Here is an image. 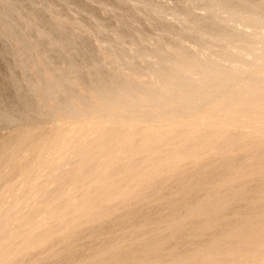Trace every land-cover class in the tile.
Returning a JSON list of instances; mask_svg holds the SVG:
<instances>
[{"label":"bare ground","instance_id":"obj_1","mask_svg":"<svg viewBox=\"0 0 264 264\" xmlns=\"http://www.w3.org/2000/svg\"><path fill=\"white\" fill-rule=\"evenodd\" d=\"M18 1H20V0H18ZM145 1H147V0H145ZM2 2L5 4L8 3V1H4V0H2ZM9 2H11V1H9ZM150 2L151 1L149 0V4H150ZM152 5L150 7H152ZM2 6H3V4H2ZM147 7H149V6H147ZM206 7L208 8V10L210 12L209 13L210 18L208 20H210L211 23H208L206 20H204L203 19L204 17L202 18L203 20H200L197 18L195 19L194 16H192V15H188L183 19L185 23H188V27L192 28V30H194L197 33L196 42H194V43L200 49L196 50V52H194V53L192 52L193 54H190L184 47H182L184 45H181V46L179 45L180 47L177 50H175L176 48L175 49L173 48L172 51H169V49L168 50L165 49V47L161 44H160V46H162L164 48L158 47V44H159L158 42H157L156 48L152 49L151 51L149 50L150 51L149 53L143 52V53L139 54L137 59H136V62H132L131 59H129L130 57H127L126 49H125L126 53L124 51H112L111 53L109 52V54L107 53V55H106V52H105L106 57L105 56H103V57H105L106 59H104V60L105 61L107 60L106 62H108L110 64V71L108 72V70H106V73H109V74H106L104 71L102 73H105V75L108 77H105L104 74H103L104 75L103 76L101 73L102 69H104L106 67H107V69L109 68L106 64H105L106 66L104 65L105 67L102 68L103 67L102 65H98L99 63H96L97 64L96 68L94 65V68L96 70L95 73H94V70H93V73H91V72L85 73L84 71L87 70L88 68L83 71L82 70L83 67H81V68L78 67L81 65L75 66V63L72 64L73 66L69 65L68 67L71 66L68 70L69 75L71 74L75 77H77V76L82 77L81 75L85 76L84 74H87L88 76H90L89 78L91 81L89 79H87V80L91 82V85L88 84L89 85L88 87H86L87 85L85 87H84V85H83V87H81L82 83H78L77 81H75L76 79L73 80L72 77L64 74L62 72V70L56 69L54 67L55 65H53L54 63L53 64L50 63L51 60L49 62L44 61L40 65V67H34L33 68V66H32L31 68H29L30 70L33 68L32 69L33 72H42V74L44 75V77L42 76V78L44 79V80L42 79V81H43L42 83L40 82V83H38V85L34 86L30 82V84H32V86H34V88H32V89H34V92L37 93L39 100L41 102V103L37 102V103L41 104V107H38L34 103H33L34 104L33 106H37L38 108H41L38 112H40L41 114H44L43 116H45V115L50 116V118H52L56 122L57 126L55 125L56 128L53 130V132L51 131L52 134H51V132L49 134L48 133L49 131L46 132V133H48L49 139L47 136H44V134H43L44 132L42 130L41 131L43 133H41L40 130H39L40 131L39 133L36 131L39 138H40L39 134L41 133L44 137H46L48 139V140L46 139L44 141H41L40 140L41 138L38 139V140H40L41 143H39L36 140L37 139V136H35L36 132H34L35 134L32 132H29L30 130L26 131V132H22L23 131L22 129H24V128L21 129L22 130L21 132L20 131L17 132L16 130H14L11 134L9 133V136L6 137V139L0 141V172L3 171V174H1L2 172L0 173L1 174L0 175V193L8 190L7 187H10V185H9L10 180H14L13 176L20 174L21 176L20 175H18V176H20L21 179H22V176L24 177V179H22V180L28 181L36 173V170H35L36 167L38 170H39V168L41 170L43 168L42 166L44 165V164L42 165L43 161L48 160V159L46 160V158H49V156L51 155L50 153H52V147L55 146V144L53 146V143H56L57 139L61 140L60 138H63L62 141L65 143L67 141L66 145L69 146L68 145V139L69 138L73 139V137H75V136H73V135H76V134H74V132H76L75 130L80 129L83 132V130L87 129V130H89L87 133L91 132L92 135H94L93 138H92V136L90 138V140L92 139V141L88 142L89 146H86V148L88 147V150H87L88 153H86V155H79L78 156L79 152L83 153L85 151L84 150L81 152L80 151L81 148H78L79 152H77L78 150H76L75 153L76 154L78 153V154L76 156H74V158H77V160H79V162L81 161L80 163L78 162V164H81V163H83L82 161H84V162L86 161V158L88 156H90V155H93V156L90 159L91 161L88 160L90 158V157H88L87 160L89 162L87 161L88 162L87 164L84 163L83 164L84 167L81 166L82 167L81 171H80V169L79 170L74 169V170L80 171L81 174L85 173L86 176H89L87 174L90 173V175H91V170L95 169V171H96V167L98 166L97 168H99V165H100L99 169H101V167H102L103 168L102 171L104 173H106L104 171V168H108V167L112 168V167H110V166H113L112 163L113 162L116 163L115 161H118V162H120V164L123 165L121 167V168H123L122 169L123 173L121 172V174H122L121 176L119 174L114 179H112V180L110 179L111 181L108 184H101L100 183V178H102V177L100 174H98V172H97V174L100 175V177L99 176L93 177L94 173H92L91 177L94 178L93 181H95V184H97V186L99 185L98 188L95 189V191L92 190L93 192H91L90 190H86L85 187L83 188L80 185L81 183H79L78 180L77 181L79 184L75 180L76 185H74V188H78L81 186L82 189H84V191H87V192L90 191V192L88 194L86 192V195L82 196L83 198H79L78 202H76V203L73 202L74 204L73 203L66 204L67 201L61 202L62 206L64 204L69 205L68 207H66V209L70 208L69 210H70V214H72V216L77 215V213H78V214H81L82 217L84 218L85 216H88V214H90V212H92L94 208L95 209H96V207L99 208V206H100L99 204H105V203L108 204L110 202L112 204L113 201H117L119 203H122L125 208L129 209V207H130L132 210L131 206L135 205V204L137 206V204L139 202H143L142 204L146 205V203H144V202H146V200L148 201L147 196L150 194L152 197L153 196L155 197V194H157V192H155L156 191L155 189L157 188V186L158 187L160 186L159 187V193H158L159 195L158 196L156 195V198H155L157 200L155 202L161 201V202H159V204L162 203L161 204L162 206L160 205L159 209H160V207H163V211L165 210L166 213L169 211L175 213L174 215L172 213V216H173L172 218H174V220L180 219V217H185V218L188 217L190 219V221L187 220V221H189L188 223H191V225H194L196 228L198 227L197 228L199 230L198 232L194 231L195 228L194 229L192 228L194 226H190L191 228L190 227H188V228L182 227L183 224H185L186 222L182 223V221L179 220L182 223V225L180 224V222H178L177 224L176 223L175 224H169L170 226L173 225V226H171L172 227L171 232H175V235H173V236L169 235V234H171V232H170L168 234V236H169V238H170V236H172V238L169 240L167 239L168 240L167 243H162V240L163 241L166 240L167 235H165V234H167L169 231H167V233H165L166 231L164 232V236H166V237L161 239V243H160V241H158V242L155 241L153 244L146 245L149 243L146 241L147 243L144 242L146 246H144V244L141 245L142 243L140 242L141 240L139 241L138 238H140V237H138V236H137L138 240L135 241L136 240V238H135V240H134L135 242L133 245V243H132V239H133L132 236L133 235L128 236L129 240L131 237L132 249L127 251L128 249L126 248V250L124 249L125 252H124V250H122L121 246H119V247L116 246V249H115L113 247V245H111V244L110 245L108 244V246H111L112 249H107L106 248V247H108L106 244L107 241L106 242L104 241L106 236H103V234H102L101 236H103V238L105 237L104 240H102V238L99 235L96 237V236H93L91 234L95 238L100 237L99 239L104 241L103 244L104 243L106 244L105 245L106 247H104V246H102L104 248L101 247L102 249H106L105 252H103V253L100 251L102 249L99 248L100 250L97 251L96 249L98 247L96 249L93 248L95 251L98 252V255L96 253L95 257L92 256V258L97 257L96 259H94L97 261V264H117V263H120V260L123 259L124 256L125 257L128 256L130 259V262H128L129 261L128 258H127L128 259L127 262H126L127 259L126 260L124 259L125 262H124V260H121L122 263L124 262V264H169L168 262H170V264H264V0H207ZM162 11L164 12V10H162ZM160 14H161V12H160ZM176 16H178V15H176ZM37 21L38 20H36V22ZM57 21H58V19H57ZM36 22H32V23H36ZM39 22L41 23L42 20ZM236 22L242 23V25H244L245 27L251 28L252 33L251 34L246 33V34H248V35H246V34H243V32L241 30L232 29L231 24H234ZM32 23H29V26H31ZM24 24H26V23H24ZM59 24H57V25H59ZM39 25L41 26V24H38V26ZM42 25H43V23H42ZM50 25L52 26V24H50ZM45 26H44V28H45ZM35 27L39 28L37 26H35ZM50 27H49V29H51ZM52 27H54V25ZM58 28H60V27L58 26ZM61 28L64 29L62 26H61ZM61 28H60V32L62 31ZM40 29H43V27ZM47 29L48 28H45L44 32H42L43 30L40 31L38 29L39 33L37 31V34L39 36L38 35L37 36H38L39 40H42L41 38H46L49 41L48 43L50 44L48 46H51V48L49 47L50 49L56 48V49L61 50L62 52L65 51V49H66V52L70 51V50H68L69 48H67V46L69 45V42L68 41L66 42V39L68 38V36L65 33L64 34L67 36V38L65 35L64 36L62 35L63 34L62 32H61L62 34L59 32L60 33L59 35L60 36L62 35L63 37L66 38V39L62 38V40H65L64 42L66 44H64V42L62 40L61 41L63 43H60L61 37L59 35H58L60 38L59 41L58 40H57L58 42L53 41L54 38H52L51 35L50 36L47 35V32L49 31ZM52 29H54V28H52ZM31 30H33V27ZM45 30H47L46 33H45ZM54 30H52V32ZM165 30H167V32L172 30V32H174L172 27H171V29L166 28ZM65 31L66 30H64V32ZM172 32H170V33H172ZM163 34L165 35V33H163ZM172 34H174V33H172ZM182 34H184V33H181V35ZM73 36H76V35H73ZM50 37L52 38V40L50 39ZM161 37H160V42L162 41L161 39L163 37L168 38L167 36H163L162 38ZM173 37H174V35H173ZM176 37H174V38L176 39ZM141 39H142V37L140 36V40H137V41H140L139 43H141L142 40H147V39H142V40ZM24 40H25V38H24ZM176 40H178V38ZM179 40L177 43L181 42V41L179 42ZM213 43H218L221 46V49L219 51H217V53L216 52L214 53L215 54L214 57L206 56V54L203 52V50L208 48V46H210V44H213ZM70 44H71V41H70ZM65 45H66V47H65ZM141 45H140V47H141ZM177 46H178V44H177ZM114 48H116V47H114ZM143 49H144V47L142 48V50ZM173 50H175V51H173ZM146 51H147V49H146ZM31 52H30V56L34 51L32 53ZM58 52L59 51H57V53ZM138 52H139V50H138ZM63 53H65V52H63ZM25 55H28V52ZM34 55L32 57H35ZM65 55H66V53H65ZM71 55H73V53ZM73 56H75V54ZM128 56H130L129 53H128ZM66 57L68 58V55H66ZM43 58L46 59L47 57L45 56ZM63 58H64V56H63ZM48 59L49 58H47L46 60H48ZM152 59H155V61L153 60V62H152ZM25 60H28L30 62L31 60L33 61L34 59L32 58L29 60L26 57ZM65 60L67 61L68 59H65ZM29 62H27V63H29ZM50 64L53 65L54 68L50 67L51 66ZM70 64H71V62H70ZM77 64H79V63H77ZM25 66L27 67V65H25ZM57 68H59V67H57ZM65 68H66V66H65ZM91 70L92 69H90L88 71H91ZM80 77H79V80H81V81L84 80V78H86V77H84V78L82 77L83 79L82 78L80 79ZM30 84L28 83V85H30ZM79 84H80V86H79ZM30 90H31V88H30ZM31 91L33 92V90H31ZM26 101H28V100H26ZM38 108H36V109H38ZM2 115L3 116L0 115V125H2V123L6 121L4 114H2ZM7 119L9 120L8 121L9 123L7 124V121H6L5 125L6 124L11 125V124L15 123V121L13 119H9L8 117H7ZM70 123L71 124L74 123L75 125L78 126L77 129L76 128L71 129V130H74V132L71 131L70 128L64 129V126H66V125L71 126ZM74 124L72 125V128L77 127V126H74ZM35 125L33 127H35V129H36L37 127ZM42 128H43V126H42ZM50 128H51V126H50ZM30 129H32V128H30ZM52 129L53 128H51V130ZM18 130H20V129H18ZM44 130H46V128ZM79 131H77V132H79ZM84 133H86V132H84ZM51 135H52V137H51ZM76 137H78V136H76ZM82 137H81V139H82ZM64 138H68V139L66 141H64ZM81 139L79 138V139H77V141L81 140ZM73 141H71V142H73ZM78 142H80V141H78ZM65 143H63V144L65 145ZM56 144H58V143H56ZM82 145H84V144H82ZM85 145H88V144H85ZM62 146H60V147L58 146L57 148L60 149V148H62ZM74 148H76V147H74ZM84 148L85 147L82 146V149H84ZM37 149H39L38 152L36 151ZM68 149H70V148L68 147ZM56 150H58V149H56ZM34 151L39 153V155H37V156L35 155L36 159L34 158V155L31 156L34 159H33V161L31 160V162H28V161H30V158H31V157L30 158H28V157L31 154H34L33 153ZM60 151L62 152V149H60ZM65 151L64 152L67 153L69 150H67V148H66ZM74 151H75V149H74ZM53 153L58 154V151L57 152L53 151ZM138 154H140L141 158H139L138 160H135V158L137 157ZM52 155H55V154H52ZM69 155H71V154H69ZM140 156H138V157H140ZM25 157H27L29 160H27V158L25 159ZM57 157L53 158V160H51V158H49V159L51 161H54V160H57ZM67 157H68V155H67ZM59 158H63V157H59ZM70 158H69V160L71 161L72 159H70ZM66 161H68V160H66ZM74 161H75V159H74ZM74 161L72 163H74ZM55 162H54V164H55ZM57 162H58V160H57ZM48 163H49V161H47V163L45 162L46 170L43 171V169H42L41 170L42 172L38 171V174H40V173L43 174V172L44 173L47 172V174H49V175L45 176L47 178L46 182H51L50 178H52V181L56 182V180L58 181V178L60 179L59 176H60L62 170L61 169L59 170V172L61 171L59 175H57V173H56L58 178L55 175L53 176L54 177V180H53V177H51L50 173H49V171H51V170H50V168H47V167L53 168V165L47 166ZM49 164H51V163H49ZM62 165L60 164V167ZM118 165H119V163H118ZM57 166L59 169V165H57ZM68 166H69V164H68ZM74 166L72 165V167H74ZM78 166H80V165H78ZM76 167H74V168H76ZM81 167H79V168H81ZM64 168L66 169V167H64ZM47 169H49V170L47 171ZM55 169H57L56 165H55L54 170ZM99 169H97V170H99ZM54 170L52 169V173H51L52 175H53ZM74 170H73V172L75 173ZM65 171L62 173L63 176H64ZM174 171H181V173H179L181 175L178 176L179 174H177ZM68 172H70V171H68ZM73 172H70L71 173L70 176L72 175ZM171 172H173V173H171ZM80 173H79V176H80ZM95 174H94V176H95ZM107 174H109V176L113 175V174L110 175L111 173H107ZM43 175H46V174H43ZM43 175H38V176H40L42 178V177H44ZM77 175H78V172H77L76 176ZM63 176H61V177H63ZM76 176L74 175V179H76L75 178ZM104 176L106 177L107 175L104 174ZM83 177H81V178L84 179L85 177L84 178ZM91 177L90 178L86 177L85 181L88 178L91 179ZM194 177L198 178L196 180L198 182L195 184V187L192 188V185H191L192 181H190V180L193 179ZM15 178H17V177H15ZM64 178H66V176ZM64 178H62V180H60V181H63V183L61 182L62 184H64V181H65ZM67 178H66V180L69 181V179H67ZM108 178H110V177H108ZM35 179H38L37 176L34 177V180H32V179L31 180L37 182L38 180H35ZM48 179L50 181H48ZM16 180H18V182H19V179H16ZM40 180H41V182L43 181V179H39V182H37L38 184L40 183ZM85 181H83V182H85ZM256 181L257 182L260 181V184L257 185L255 183ZM21 182H19V183H21ZM190 182H191V184H190ZM23 183L25 184V182H23ZM29 183H26V185ZM61 183L60 182L57 183V189L59 188L58 186ZM67 183H71V182H67ZM73 183L74 182L72 181V184ZM90 183L91 182H89V184ZM105 183H106V181H105ZM172 183H174L176 185L177 190L175 188L174 189L177 191V193L174 194L175 197L172 196V198H175V199L166 201L165 198L167 197V195L173 194L174 189L172 191H169V188L171 190V185H169V184H172ZM32 184H33V182H32ZM38 184L35 183L34 185H38ZM53 184H55V183H53ZM65 184H66V181H65ZM95 184H93V185H95ZM14 185H15V183H14ZM47 185L49 186L48 183L44 186H47ZM85 186H86V184H85ZM16 187H18V186H16ZM29 187L30 186H28V188ZM35 187H37V186H35ZM38 187H39V185H38ZM41 187H42V184H41ZM41 187L38 189L40 190ZM49 187L52 189V191H51V189L49 191H51L53 194L59 196L60 193L58 194V192H56V193L53 192L52 184ZM54 187L56 189V184L54 185ZM63 187L65 189L62 187H60L62 189L59 188L61 192H62V190L66 191L69 189V188L65 187V185H63ZM68 187H70V185H68ZM90 187H91V185L89 186V188ZM46 188L49 189L48 187H46ZM46 188H43V189H46ZM74 188L71 187L70 189L72 190ZM86 188L88 189V186H86ZM21 189L23 190V188H21ZM78 189L80 190V188H78ZM13 190H14V188H13ZM15 190H14V192L17 191L16 194L15 193L13 195L11 193L10 194L12 196L16 195L15 197L17 198L19 196V195L17 196V193L19 191H18V189L16 191ZM71 190H69V191L71 192ZM32 191H33V189H32ZM64 191H63L62 195H63V198H66V196L69 192L66 191V193H67L66 194ZM76 191L77 190H75L74 192H76ZM167 191L169 192V194L167 193ZM9 192H11V190ZM20 192H22V191L20 190ZM28 192H30V189L28 190ZM36 192H37V190H36ZM39 192H43V191H39ZM77 192H79V191H77ZM24 193H25V190H24ZM43 193L45 194V192H43ZM52 193H50V194H52ZM4 194H5L4 198L9 195V194L6 195V193H4ZM26 194H28V193H26ZM32 194L33 193L31 192V194H29V195H32ZM37 194L39 195V193H37ZM50 194H49V197H50ZM53 194L51 195L52 198L50 197V199L52 200L51 202H53L54 197H56L55 195L53 196ZM188 194L189 195L190 194H203V196L205 195L206 199L202 196V200L205 199L203 201V203L201 204V202H200V205H198L199 202H198V204L196 203L197 207L195 206L194 209H193V207H192V209L190 208L191 210H187L186 214L184 213L185 216H183V212H182L183 209L181 208L182 211H181V213H179L176 205H177V202L179 203L181 201H184L185 200V199H183L184 196L186 197V196H188ZM45 195L42 194V196H45ZM62 195H60V196L62 197ZM71 195H72V193H71ZM79 195H81V193H79ZM74 196L72 195V197H74ZM32 197H35L34 194ZM32 197L31 198H30V196H29V198L27 197L29 200H26V201L30 202V200H33ZM39 197H41V196L39 195ZM59 197H58V200L61 199V197H60V199H59ZM72 197H70V198H72ZM168 197L170 198V196H168ZM168 197H167V199H168ZM1 198H3V197H1ZM190 198L191 197H189V199ZM248 198H256L258 200V202L255 203L253 206H250V203H249V206H250V210L252 212L253 211L255 212L256 210H260V212H261V214L259 212L260 216L256 217V219H253V220L249 219L250 222H248V218H251V217L247 216V219H245V221L247 220L248 224H246V222H244V218H243L244 215H240V214L236 215L237 216V218H236L237 220L235 219L236 222H233L231 219L226 220L228 218H226V219L223 218L224 217L222 215L224 212L223 209L227 208L229 206L230 202L231 203L232 202L234 203V201L240 202V200H245V199L247 200ZM5 199H2V201ZM13 199H15V198H13ZM45 199L47 200V197ZM73 199H71V200H73ZM197 199H199V198H197ZM200 199H201V197H200ZM6 200H9V198ZM34 200H36V199H34ZM63 200H67V198L63 199ZM246 200L244 203H246ZM12 201L14 202L16 200H12ZM37 201L36 202L34 201L33 203L37 204ZM40 201H38V202H40ZM153 201H154V199H153ZM153 201L148 202V203L152 204ZM186 201H187V199H186ZM5 202H6L5 204H7V201H5ZM9 202H11V199ZM28 202H26V204L29 205ZM252 202H254V201H252ZM252 202H251V205H252ZM17 203H14V204L16 205ZM30 203H32V202H30ZM190 203H191V201H190ZM190 203H189L190 206H192L194 204L193 203L191 205ZM11 204L12 203H10V205ZM14 204H13V206H14ZM18 204H21V203H18ZM36 204H34V205L36 206ZM39 204L40 203H38L37 205H39ZM45 204H44V207L46 206ZM41 205H42V202H41ZM189 205H187V206L189 207ZM233 205H235V203ZM13 206H12V208H13ZM29 206H30V211L32 209H34V207H32V205H29ZM47 206H48V204H47ZM62 206H60V207H62ZM3 207H4V205L2 206V208ZM7 207H9V206H7ZM15 207H17V206H15ZM15 207H14V209H15ZM22 207H24V206H22ZM22 207H19V208H22ZM26 207H28V206H26ZM44 207L42 210H44ZM58 207H59V205H58ZM58 207L56 209H58V211H59ZM115 207H113V208H115ZM117 207H116V210L120 206L118 208ZM124 207H123V209H125ZM133 207L136 208L135 206H133ZM39 208L40 207H38L37 209H39ZM134 208H133V210H135ZM28 209H29V207H28ZM35 209H36V207H35ZM61 209L63 210V208H61ZM66 209L63 211L64 213H65ZM95 209H94V211H95ZM99 209L97 211L100 212L102 208L100 210ZM139 209H141V207ZM143 209H145V208L143 207ZM2 210H0V211H2ZM21 210H20V212H21ZM24 210H25V208H24ZM51 210H50V212H52V213L55 212L54 211L55 209L52 211ZM102 210L106 211V209H104V208ZM176 210L178 211V213L175 212ZM227 210H229V209L227 208ZM227 210H226V213L230 212ZM242 210H244V208ZM3 211H5V210H3ZM33 211L31 212V215L30 214L25 215L26 212L24 213V211L22 213H24V215L28 216V218H29L30 216H32ZM38 211H36V215L38 214L37 213ZM132 211H130V212H132ZM233 211H235V210L233 209ZM233 211H231V212L233 213ZM236 211L240 212V210H237V209H236ZM12 212L13 211L11 210L10 215L12 214ZM16 212H18V211H16ZM50 212L46 211L44 214L41 213V215L40 214L39 215L42 217L41 219H43V218L45 219V218H48L47 216L49 214L50 215L52 214ZM60 212H61V210H60ZM119 212H120V209H119ZM136 212L138 213L139 211H136ZM7 213H8V210H7L6 214ZM106 213H108V211H106ZM115 213H114V215H115ZM152 213H150V214H152ZM232 213H228V214H232ZM253 213L249 214V216H251ZM19 214H20V216L23 217V215H21V213H19ZM19 214L17 213V215H15V213H14L15 216H18ZM92 214H93V212L91 213V215ZM98 214H100V213H98ZM103 214H105V212ZM134 214H136V213L134 212ZM160 214H162V213H160ZM224 214H225V212H224ZM255 214H258V213L255 212ZM1 215H3V214L0 213V216ZM4 215H3V218H4ZM94 215H96V213H94ZM128 215L130 217V214H128ZM169 215H171V214H169ZM5 216L8 217V215H5ZM11 216L13 217V214ZM25 216H24V218H25ZM38 216H37V218L35 217L36 219L35 218H33V219L39 220ZM56 216H54V217L56 218ZM116 216H118V214ZM140 216H141L143 221H141V218H140V220H139L140 223L137 226L135 225L136 222L133 225L131 224V226H129L130 225L129 224L127 226L128 231H124L125 229L123 230L121 228L124 231V233L127 232V234H128V232L130 230L131 233L129 235H131L133 232L136 231V228H137L138 229L137 232H139L137 234H140V233L143 234L146 232V230H148L146 227L148 226V224H150V222L153 221L154 223H156L158 225V223L162 222L164 219L166 220V218L161 216V217H163L162 221L158 222L159 217L158 218L154 217L155 218L154 220L149 221L147 219H149V217H151V216L149 215V217L146 218L147 213H142ZM140 216L138 215V217H140ZM164 216L168 217L167 220L169 221V216H166V215H164ZM227 216H229V215H227ZM227 216L225 214V217H227ZM52 217H50V219ZM65 217L60 216V218H62V219L63 218L66 219ZM70 217H71V215H70ZM78 217H80V216H78ZM78 217H76V219ZM101 217L102 216H100L99 221L103 220V219L101 220ZM103 217H104V215H103ZM107 217L108 216H106V218ZM125 217H127V216H125ZM0 218H2V217H0ZM6 218H5V220H7ZM10 218L8 217V219H10ZM28 218L27 219L22 218V219L26 221V220H29ZM87 218H89V217H87ZM87 218L85 217L86 220H87ZM122 218H124V217H122ZM13 219H14V217H13ZM18 219H20L19 216H18ZM62 219H61V221L64 220V219L63 220ZM67 219H68V217H67ZM74 219L72 220L73 222H74ZM81 219L82 218H80V220ZM104 219H105V217H104ZM108 219H107V221H108ZM136 219L137 218H135V220ZM14 220H12V219H11V221L9 220V222H11V223L8 222V224H12V222ZM23 220H17V223L19 224V222L21 223V221H23ZM47 220L49 221V219H46V221ZM66 220H65V222H66ZM200 220H202L203 223L206 222V224H205L206 227H204V229L201 228V226H200L202 221L199 224L198 223L195 224L197 221H200ZM41 221H44V220H41ZM52 221L54 222L56 220H54V218H53V220H51L49 222H52ZM129 221L130 220H128V223H129ZM171 221H172L171 223H174L173 220H171ZM175 221H177V220H175ZM242 221H243V223H241ZM0 222H1V219H0ZM47 222H45V223L43 222L45 224L44 226H46L48 224ZM56 222H58V221H56ZM56 222H54V223H56ZM65 222H60V223L65 224ZM67 222L70 225V222L69 221H67ZM78 222H79V218L77 219V222H74V224L78 223ZM82 222H84V219ZM91 222H93V223H91ZM95 222H94V220L93 221L91 220L90 222H86V224L91 223L90 224L91 226H93L92 224H94V226H93V228H94L95 225L97 224V223L95 224ZM97 222H98V220H97ZM13 223H15V221ZM17 223H15L16 226L12 227L13 226L12 225L11 226L12 228L9 227V230L14 228V232H15L14 234H16L15 227L19 226V225H17ZM27 223H29V221ZM81 223L79 224V226H77V227L75 226V229L76 228L79 229V227L81 226ZM128 223H126V225ZM162 223H160V224H162ZM164 223H166V221ZM168 223H166V224H168ZM203 223H202V225H203ZM235 223H236V225H234ZM237 223H238V225H237ZM22 224H23V222H22ZM119 224H121V222ZM30 225L27 227H30ZM40 225H41V223H40ZM40 225H39V227H40ZM49 225H51V224H49ZM49 225H48V227H49ZM52 225H54V224H52ZM56 225H57L56 228L57 227L59 228L58 231L60 230L61 227L64 226V225L61 226L62 224L60 225V227L58 226V224H56ZM101 225H102V223H101ZM150 225L153 226L152 223ZM34 226H35V224H34ZM41 226L43 227V225H41ZM67 226H68V224H67ZM67 226H66V229H68ZM115 226L114 227L111 226L112 228H114V231L116 229ZM117 226L120 228L119 225H117ZM124 226H125V224H124ZM163 226H165V225H163ZM5 227H8V226L5 225ZM19 227H21V226H19ZM22 227H24V226H22ZM25 227H26V225H25ZM53 227L47 229L46 233H44V234H47L46 236H51L49 234H51V232H55V234L58 235L60 232L58 233L57 230L56 231L53 230ZM68 227L70 228L71 225ZM156 227L162 228L161 225L156 226ZM46 228H47V226L44 229H46ZM103 228L106 229V231H107L108 230L107 228H109V227L105 228L103 225ZM103 228H101V230H103ZM148 228H150V227H148ZM153 228H152V230H154ZM199 228H201V230ZM217 228L219 229V231H220V228H223L227 233H229L228 234L229 236H227V233L225 235L227 237H230V238H226V239L224 238V240L222 239L223 241L222 240H219L218 242L216 241L214 243V245L213 244L211 245V243H207V242L203 243V246H206L207 244H210L211 246L201 248L199 245L200 249H196V247L194 246L195 242H193L194 245L188 244V242L186 243V244H188L186 246H189V245L191 247L193 246L192 248H194L195 250L194 249L191 250V247L190 248H184L185 245L180 246L181 248L182 247L184 248V249L180 250V248H179L180 244L177 243L178 245H176V244L175 245H176V248L178 246L179 251H177L178 249H175L173 247L177 252L175 250H173V252L170 251V253H173L171 256L168 255L170 258L168 256H166L165 254H164L165 256L162 257V253L166 252L167 248L165 249V247L168 246L167 244L169 242L173 243V241H175L174 243H176L177 241H179V239H177L178 236H177V238H175L177 232L183 233V234L178 233V234H180L179 236H181V235L185 236L184 235L185 232L189 233V231L190 232L193 231L196 233V235L198 233V235L196 237L194 236L197 239L199 234L203 235L206 232L211 234V233H214V231H215L214 229L217 230ZM0 229H1V226H0ZM22 229L24 230L25 228H22ZM167 229H170V228L167 227ZM167 229H165V230H167ZM18 230L21 231V229H19V228H18ZM26 230H28V229H26ZM61 230H62V228H61ZM68 230L67 231L65 230V231L68 232ZM99 230H100V228H99ZM110 230H109V232H112L113 229L111 231ZM152 230L150 229V231H152ZM209 230L210 231L212 230V232H209ZM2 231H4V229ZM31 231L32 230H30V232L24 231V233L29 234V233H31ZM95 231H97V230L96 229L94 231L92 230V232H95ZM100 231L97 232V234L98 233L100 234L101 233ZM123 231H122V233H123ZM4 232H6V231H4ZM8 232H10V231H8ZM63 232H61V234ZM66 232H65V234H62V236L63 235L66 236L67 235ZM69 232H70V230H69ZM103 232H104V230H103ZM152 232H154V231H152ZM152 232H150V233L148 232L149 236H150V234L152 235ZM24 233L22 232V234H20L19 237L22 235V237L24 238V236H23ZM33 233H35V232L33 231ZM33 233H31V234H33ZM36 233H38V232L36 231ZM80 233L83 234L82 232H80ZM108 233H107V235L112 234V233H109V234ZM160 233H163L162 229H161ZM160 233L159 234L157 233V234L160 235ZM220 233L222 234V231H220ZM220 233L216 232L215 236H216V234H220ZM224 233H223V237L225 236ZM2 234H0V235H2ZM12 234H13V232H12ZM18 234L19 233H17V235ZM61 234H59V236H60L59 238L62 237ZM70 234L71 235H73V234L78 235V232L70 233ZM88 234H90V233H87V235ZM94 234H96V233H94ZM118 234L119 233L117 232V235ZM145 234H146V236L145 237L141 236V238L145 239L148 235L147 233H145ZM194 234H191V235H194ZM4 235H5V233H4ZM114 235H116V234H114ZM134 235L136 236V234H134ZM155 235H156V233L154 234V237H155ZM5 236H7V234ZM11 236H13V235H11ZM14 236H16V235H14ZM29 236H27L26 238L30 239ZM121 236L123 238L124 235H121ZM135 236H133V237H135ZM162 236L163 235L161 234V238H162ZM210 236L211 235H209L208 237H210ZM63 237H62V240H63L62 244H60L61 241H59L57 239H55V240L59 241L60 246L61 245L64 246L65 243L67 242V244L70 245V247H69V245H68V247L71 250L70 242H72V241H69L70 239L64 240L65 237L64 238ZM74 237L75 236L73 235V238ZM109 237L107 236L106 240ZM150 237L152 239H154L152 236H150ZM157 237L158 236H156V238ZM219 237L221 238V236H218L217 238L219 239ZM9 238H10V236L8 237V239ZM33 238L35 239V237H33ZM49 238L50 239L52 238L51 240L54 239L53 237H49ZM68 238H72V237H68ZM82 238H85V237H82ZM119 238H121V237H119ZM119 238H118L119 242L121 240H125V239L120 240ZM159 238H160V236H159ZM159 238H157V240ZM200 238H201V236H200ZM211 238H213V237H211ZM2 239H4V238H2ZM89 239H91V238L89 237ZM92 239H91V241H92ZM144 239L142 241H144ZM152 239H151V242H152ZM182 239H184V238L182 237ZM209 239L210 238H208V240ZM235 239L236 240L239 239L238 240L239 242L238 243H236V241L233 242ZM5 240H2V241L5 242ZM14 240H13V242H15ZM41 240L43 242L44 239L42 238ZM96 240H94V241H96ZM214 240H215V238H214ZM9 241L10 242H8V244L9 243L11 244V240H9ZM32 241H33V239H32ZM64 241H66V242L64 243ZM91 241H90V243L94 242V241H92V242ZM126 241H127V239L125 240V242ZM180 241L182 242L181 239H180ZM185 241H183V242L185 243ZM187 241H188V238H187ZM199 241H200V239L197 240V242H199ZM18 242L19 241H16L15 243H17L16 245L19 247ZM44 242L46 243V241H44ZM78 242H79V240L77 239V243ZM112 242H113V240H112ZM114 242L117 245L119 243L118 241H117L118 242L117 243L116 240ZM125 242H123V243H125ZM0 243H3V242H0ZM5 243L2 244L4 247L6 246ZM27 243L30 244L29 241ZM40 243H41V241H40ZM77 243H75V244H77ZM127 243L129 244V242H127ZM127 243H125L126 247H127ZM184 243H182V244H184ZM190 243H192V242L190 241ZM24 244H25V242H24ZM29 244L26 245L25 247H28ZM36 244H34L33 246H35ZM42 244L43 243H41L40 245H42ZM78 244H82V243L79 242ZM92 244H94V243H92ZM96 244L98 246V242ZM40 245L38 244L37 247ZM50 245L48 246V247H50V249H52L54 246H56V244H54V246L51 245L53 247H51ZM57 245H58V243H57ZM12 246H14V243H12ZM33 246H30V250H32L31 248H33ZM170 246L171 245H169L168 249L172 250L170 248ZM1 247L2 246L0 245V249H1ZM4 247H2V248L4 249ZM8 247L10 248V246H8ZM37 247H35V249H40V247H44V245L40 246L39 248H37ZM48 247H47L46 251L49 250ZM77 247L80 250L82 249L79 246H77ZM95 247H96V245H95ZM65 248L67 249V246L64 247L63 249H65ZM3 249H1V250L3 251ZM17 249H19V248H17ZM20 249H21V247H20ZM20 249H19V251H20ZM25 249H27V248H24V250ZM57 249L58 248H56V250ZM63 249L60 248V250H63ZM75 249H76V247H75ZM168 249H167V252H168ZM42 250H44V249H41V252H42ZM92 250L90 252H92ZM25 251H28V250H25ZM25 251L22 250L23 253H25ZM46 251L44 254H46ZM67 251H68V249L66 251L64 250V252H67ZM138 251L141 252V256L139 258L136 256V254H139ZM48 252H50V251H48ZM58 252H59V250H58ZM64 252L62 251V253H61V254H63L62 258L64 257ZM99 252H101V253L99 254ZM57 253L55 255H57ZM59 253H58V255L61 257V255ZM68 253H72V252L69 251ZM3 254L0 252V258ZM25 254H24L25 257H26V255H29V253L26 255ZM44 254L42 253L41 255H44ZM50 254H52V253L50 252ZM83 254H84V252H83ZM86 254H85V256H86ZM132 254L133 255L135 254V256L137 258H132L133 257ZM151 254H153L154 256L156 254V256L161 257V259H158L155 257L156 259L154 258V261H152L153 260L152 258L154 256L152 255V258H151ZM5 255H7V252ZM8 255L10 258V252ZM18 255L19 254H17V256H15V257H18ZM48 255L46 254V256H48ZM58 255H57V257H58ZM20 256L21 255H19V258H20ZM24 256L22 255V259L20 258L22 261H24V258H23ZM76 256H77V253L75 255H73L72 257L74 258ZM2 257L4 258V255ZM164 257H166V258H164ZM51 258L52 257L50 256L49 259H51ZM66 258H67V256H66ZM32 259H33V257H32ZM32 259L31 260L27 259V260L29 261V263L35 264L36 262L34 261L35 262L34 263L32 261ZM76 259H77V257H76ZM17 260L14 258V261H17ZM86 260L88 261V258ZM28 261H27V263L25 261V264H29ZM30 261H32L33 263ZM44 261L47 262L48 260L47 261L44 260ZM50 261H48V262L50 263ZM68 261H67V263H68ZM87 261H84V263H88L89 261H91V259L88 262ZM4 262H3V264H4ZM12 262H9V263L12 264ZM41 262L43 263V261H41ZM41 262H39V263L42 264ZM52 262H53V260H52ZM72 262L70 264H73ZM77 262H78V260L75 261L74 264H79ZM92 262L95 263V261H93V260H92ZM92 262H90V263H92ZM9 263H7V264H9ZM47 263H45V264H47ZM22 264H24V263L22 262Z\"/></svg>","mask_w":264,"mask_h":264},{"label":"rangeland","instance_id":"obj_2","mask_svg":"<svg viewBox=\"0 0 264 264\" xmlns=\"http://www.w3.org/2000/svg\"><path fill=\"white\" fill-rule=\"evenodd\" d=\"M4 1H8V3H3L2 2V0H0V115L1 116H3L2 114H4V116H5V119H6V121H7V124L9 123L8 121V119H7V117L9 118V119H13L14 121H15V123L14 124H11V125H5V123H6V121L5 122H3L2 123V125H0V141H2V140H4V139H6V137H8L9 136V133L11 134L14 130H16L17 132L18 131H22V132H26V131H29V132H32V133H34V132H40L41 130L44 132H42L41 131V133H43L44 134V136H47L48 137V133L50 134V132L52 131L53 132V130L56 128V126H57V124H56V122L52 119V118H50V116H48V115H45V116H43L44 114H41L40 112H38L41 108H38V107H41V102H40V100H39V97H38V95H37V93L36 92H34V89H32V88H34V86L35 85H38V83H42L43 81H42V76L44 77V75L42 74V72H33V68L34 67H40V65L44 62V61H47V62H49L50 60V63H54L53 65H55L54 67L56 68V69H60V70H62V72L64 73V74H66V75H68V76H70V77H72V79L73 80H75V81H77L78 83H82L81 85V87H83V85H84V87L86 86V87H88L89 85H91V80H90V76H88L87 74H84L85 76H83V75H81L83 78L84 77H86V78H84V80H79V77L80 76H77V77H75V76H73V75H69V72H68V70H69V68L71 67H68L69 65H72V64H74L75 63V66H78V65H81V66H78V67H83L82 68V70L84 71L85 69H87V70H85L84 72L85 73H93V70H94V73H95V68H96V66H97V64L96 63H99L98 65H102L103 67L102 68H104L106 65L109 67L108 69H107V67L106 68H104V69H102V71H101V73L104 71L105 73H106V70H108V72L110 71V64L108 63V62H106L104 59H106L105 57H106V55H107V53L109 54V52L111 53L112 51H124L125 52V49H126V52H127V57H130L129 59H131V61L132 62H136V59H137V57H138V55L139 54H141V53H143V52H145V53H149L152 49H154V48H156V46H157V42L159 43L158 44V47H161V48H164L165 47V49H169V51H172V49L174 48H176L175 50H177L181 45H184V46H182V47H184L190 54H193L194 52H196V50H198V49H200L194 42H196V35H197V33L194 31V30H192V28H189L188 27V23H185L184 22V18L186 17V16H188V15H192V16H194V18L196 19H200V20H206L208 23H211L210 22V20H208L210 17H209V10H208V8L206 7V3H207V0H150L151 2H150V4H149V0H147V1H143V0H20V1H18V0H4ZM9 1H11V2H9ZM203 1V2H202ZM2 2V3H1ZM12 5H11V4ZM147 5V6H149V7H147L145 4ZM2 4H3V6H2ZM15 4V5H14ZM154 6H153V5ZM145 5V6H144ZM152 5V7L154 8H152V7H150ZM52 6V7H51ZM144 6V7H143ZM149 8V9H148ZM164 10V12L162 11V10ZM19 11V12H18ZM41 12V13H40ZM149 12V13H148ZM156 12V13H155ZM158 12V13H157ZM160 12H161V14H160ZM177 12V13H176ZM6 15V16H5ZM8 15V16H7ZM20 15V16H19ZM175 15V16H174ZM176 15H178V16H176ZM58 16V17H57ZM5 17V18H4ZM204 17V18H203ZM18 18V19H17ZM58 19V21H57V19ZM180 18V19H179ZM203 18V19H202ZM207 18V19H206ZM7 20V21H6ZM36 20H38L37 22H36ZM42 20V22L40 23L39 21H41ZM183 20V21H182ZM36 22V23H32V22ZM63 21V22H62ZM28 22V23H27ZM39 22V23H38ZM69 22V23H68ZM24 23H26V24H24ZM29 23H32V25L31 26H29ZM42 23H43V25H42ZM56 23V24H55ZM60 23V24H59ZM66 25H65V24ZM38 24H41V26L43 27V29H40V28H42L40 25L38 26ZM46 26H45V25ZM50 24H52V26L54 25V27H52ZM57 24H59V25H57ZM51 27H50V26ZM56 25V26H55ZM8 26V27H7ZM35 26H37V27H39V28H36ZM44 26H45V28H48L47 30H49L48 32L50 33H48L47 32V35H51L52 36V38H54V40L53 41H59V34L61 33L63 36L66 34L67 36H68V38H67V36H66V38L65 37H63L62 35L60 36L61 37V39H60V43H63L65 40H62V38L64 39H66V42L68 41L69 42V47L67 46V48H69L68 50H70V51H68V52H66V49H65V51H63V52H65L66 53V55H68V58L66 57V55H65V53H63L61 50H59V49H56V48H52V49H50L51 48V46H48V45H50L48 42V40L46 39V38H41L42 40H39L38 39V34H37V31H38V33H39V30L41 31V30H43L42 32H44ZM58 26L61 28V26L64 28V29H62L61 28V32H60V28H58ZM231 28L232 29H237V30H241L242 32H243V34H246V33H248V34H251L252 33V29L251 28H248V27H245L244 25H242V23H239V22H236V23H234V24H231ZM13 27V28H12ZM29 27V28H28ZM31 27V28H30ZM32 27H33V30H31L32 29ZM49 27L51 28V29H49ZM57 27V28H56ZM67 29H66V28ZM171 29V27L173 28V30H174V32H172V30H170V31H168L167 32V30H165L166 28L167 29H169V28ZM52 28H54V29H52ZM87 28V29H86ZM39 29V30H38ZM57 29V30H56ZM59 29V30H58ZM125 29V30H124ZM47 30H45V33H46V31ZM52 30H54L53 32H52ZM64 30H66L65 32H64ZM165 31V32H164ZM187 31V32H186ZM60 32V33H59ZM170 32H172V33H174V34H172V33H170ZM12 33V34H11ZM65 33V34H64ZM127 33V34H126ZM163 33H165V35L163 34ZM181 33H184V34H182L181 35ZM192 35H191V34ZM19 34V35H18ZM78 34V35H77ZM130 34V35H129ZM172 34V35H171ZM176 34V35H175ZM178 34V35H177ZM248 34H246V35H248ZM13 35V36H12ZM24 35V36H23ZM38 35V36H37ZM56 35V36H55ZM59 35V36H58ZM73 35H76V36H73ZM167 36L168 38H165V37H163V36ZM173 35H174V37H176V39L178 38V40H179V42L180 43H177L178 42V40H176L174 37H173ZM33 36V37H32ZM58 36V37H57ZM134 36V37H133ZM140 36L142 37V39H147V40H142L141 41V43H139L140 41H137V40H140ZM164 38H162V37ZM171 36V37H170ZM16 37V38H15ZM29 37V38H28ZM144 37V38H143ZM160 37L162 38L161 40V42H160ZM24 38H25V40H24ZM52 38L50 37V39L52 40ZM57 38V39H56ZM20 39V40H19ZM47 41H46V40ZM33 40V41H32ZM44 40V41H43ZM63 42H62V41ZM195 40V41H194ZM23 41V42H22ZM57 41V42H58ZM70 41H71V44H70ZM21 42V43H20ZM32 42V43H31ZM48 44H47V43ZM99 42V43H98ZM178 44V46H177V44ZM26 44V45H25ZM36 44V45H35ZM64 44H66L65 42H64ZM109 44V45H108ZM141 45V47H140V45ZM156 44V45H155ZM160 44L161 45H163L164 47H162V46H160ZM34 45V46H33ZM180 45V46H179ZM123 46V47H122ZM177 46V47H176ZM50 47V48H49ZM65 47H66V45H65ZM114 47H116V48H114ZM124 49H122V48ZM144 47V49L142 50V48ZM169 47V48H168ZM122 50H121V49ZM138 48V49H137ZM149 48V49H148ZM196 48V49H195ZM146 49H147V51H146ZM171 49V50H170ZM221 49V46L218 44V43H213V44H210V46H208V48H206L205 50H203V52L206 54V56H209V57H214L215 56V52L217 53V51H219ZM73 50V51H72ZM84 50V51H83ZM137 50V51H136ZM138 50H139V52H138ZM150 50V51H149ZM175 50H173V51H175ZM24 54H22L21 52ZM33 53H32V52ZM57 51H59L58 53H57ZM75 51V52H74ZM28 52V55L30 56V52L35 56V57H32L33 55L31 54V56L29 57L28 55H25L26 53ZM82 52V53H81ZM105 52H106V55H105ZM125 52V53H126ZM193 52V53H192ZM60 53V54H59ZM70 55H69V54ZM73 53V55L75 54V56H73V55H71ZM77 53V54H76ZM128 53H129V55L130 56H128ZM64 54V55H63ZM43 55V56H42ZM47 57V58H49L48 60H46L45 58H43V57H45V56ZM77 55V56H76ZM102 55V56H101ZM137 55V56H136ZM40 56V57H39ZM63 56H64V58L65 59H68L67 61L63 58ZM73 56V57H72ZM103 56H105V57H103ZM26 57H27V59H34L32 62L30 61H28V60H25L26 59ZM32 57V58H31ZM136 57V58H135ZM40 58V59H39ZM134 59V60H133ZM25 60V61H24ZM36 60V61H35ZM40 60V61H39ZM74 60V61H73ZM153 60L155 61V59H152V62H153ZM24 61V62H23ZM27 62H29V63H27ZM38 62V63H37ZM65 62V63H64ZM68 62V63H67ZM70 62H71V64H70ZM79 63V64H77V63ZM105 62V63H104ZM103 63V64H102ZM77 64V65H76ZM106 64V65H105ZM25 65H27V67L25 66ZM51 65V64H50ZM53 65H51L50 67H53ZM94 65H95V68H94ZM105 65V66H104ZM33 66V68L30 70L29 68H31ZM65 66H66V68H65ZM73 66V65H72ZM53 67V68H54ZM57 67H59V68H57ZM64 67V68H63ZM90 69H92L91 71H88V70H90ZM88 71V72H87ZM28 72V73H27ZM32 72V73H31ZM105 73H102V75L104 74L105 75ZM41 74V75H40ZM106 74H109V73H106ZM87 75V76H86ZM101 75V76H102ZM103 75V76H104ZM102 76V77H103ZM82 77H80V79L82 78ZM105 77H108V76H106L105 75ZM82 78V79H83ZM24 79V80H23ZM86 79V80H85ZM87 79H89L90 81H88ZM44 80V79H43ZM34 81V82H33ZM81 81V82H80ZM26 82V83H25ZM30 82L34 85V86H32V84H30ZM28 83L32 86H30V85H28ZM87 83V84H86ZM89 84V85H88ZM19 85V86H18ZM79 86H80V84H79ZM20 87V88H19ZM31 88V90H33V92L30 90V88ZM35 96V97H34ZM37 96V97H36ZM42 98V97H41ZM26 100H28V101H26ZM30 100V101H29ZM32 100V101H31ZM39 100V101H38ZM17 101V102H16ZM34 101V102H33ZM36 101V102H35ZM37 102H40V103H37ZM35 105H37V106H33L34 104ZM39 104V105H38ZM36 108H38V109H36ZM15 109V110H14ZM42 111V110H41ZM2 113V114H1ZM49 117V118H48ZM51 119V120H50ZM53 121V122H52ZM55 123V124H54ZM38 128H36L35 129V127H33L34 125ZM41 124V125H40ZM74 124V123H73ZM73 124H71L70 123V125L71 126H69V125H66V126H64V129H69L70 128V130L71 129H74V128H78V126L77 125H75L74 124V126H77V127H73L72 128V125ZM24 125V126H23ZM40 125V126H39ZM56 125V126H55ZM30 126V127H29ZM42 126H43V128H42ZM50 126H51V128H53L52 130H51V128H50ZM9 127V128H8ZM46 128V130H44L45 128ZM2 128V129H1ZM4 128V129H3ZM22 128H24V129H22ZM26 128V129H25ZM28 128V129H27ZM30 128H32V129H30ZM34 128V129H33ZM18 129H20V130H18ZM22 129V130H21ZM48 129V130H47ZM32 130V131H31ZM40 130V131H39ZM80 129H78V130H75L76 132H74V130H71V131H73L74 132V134H76V135H73V136H78L80 139H81V137H82V139L81 140H78V141H80V142H78L77 141V139H79L78 137H73V139H71V138H69L71 141H73V142H71L68 138H64V141H66L67 139H68V145L69 146H67L66 144H67V141H66V143L65 142H63L62 140H63V138H60L61 140H59V139H57L56 140V143H58V144H56V143H53V146H54V144H55V146L54 147H52V153H50L51 155L52 154H55V155H50L49 156V158H51V160H53V158H56L57 156V160H58V162H57V160H54V161H51L49 158H46V160L47 161H49V163H51V164H49L48 163V165L47 166H52L53 165V168L52 167H47V168H50V170L51 171H49V173H50V176L51 177H53L54 175L58 178V176L57 175H59L60 174V172H59V170L61 169L62 170V172H61V174H60V179L58 178V181L56 180V182H54V181H52V178H50L51 179V182H46V180H47V178L45 177V176H48L49 174H47V172H43V174H46V175H43L42 173H40V174H38V171L39 172H42L41 170L43 169V171L44 170H46V167H45V162L47 163V161H43V163H42V169L40 170V166L38 167L39 168V170L37 169V167L35 168V170H36V173L34 174V176H32L31 177V179L32 180H34V177H36L37 176V178L38 179H35V180H38L37 182H39V179H43V181L41 182V180H40V183L38 184L36 181H32L31 179H27L28 181H26V180H22V179H24V177L22 176V179H21V175L20 174H17V175H15V176H13V178H14V180H10V182H9V185H10V187H7V191H3V192H1L0 193V196L1 197H3V198H1L0 197V210H5V211H0V213L1 214H5V215H8V217L10 218V219H8V217L7 216H5L4 215V218H3V215H1L0 217H2V218H0L1 219V222H0V226H1V229H0V234H2V235H0V242H3V243H0V245L2 246V247H4L2 244H4L5 242L7 243H5V247H4V249L1 247V249H3V251L5 252L7 249V255H5L6 254V252L4 253L1 249V253L4 255V258L1 256V258H0V264H3V262H4V264H7V263H9V262H12V264H22V262L25 264V261H26V263H27V261L28 260H31L32 259V257H33V259H32V261L34 262H41V261H43V263L42 264H45V263H47L48 261H50L51 259L53 260V262H52V260L50 261V263L48 262L47 264H53L54 262V264H70L72 261V263L74 264L75 263V261H77L78 260V262L77 263H79V264H81L82 262V264H93L94 262H92V260L93 261H95V263L94 264H97V261L96 260H94V259H96V258H94L95 257V254L97 253V255H98V250H100V249H102V248H104V247H106L105 245L107 244V246H108V244L110 245H113V247L116 249V246H121V248H122V250H126V248L128 249L127 251H129V250H131L132 249V243H133V245H134V242L135 241H137L138 239H139V241L142 243L141 245H143L144 244V246H146V245H150V244H153L155 241H160V243H161V239H163V238H165L166 236H164V232L165 233H167V231H169L167 234H165V235H167V237H166V240L165 241H163L162 240V243H167L168 242V240L169 239H171L172 238V236L173 235H175V232H171L172 230H171V226H173V225H169V224H177L178 222H180V221H182V223H184V222H186L185 224H183V226L182 227H186V228H188V227H190V226H194V225H191V223H188L189 221H190V219L188 218V217H180V219H175V220H177V221H175L174 220V218H172L173 216H172V213L173 212H171V211H169V212H167L166 213V211L164 212L163 211V207H160V209H159V206L162 204V203H160L159 204V202H161V201H159V202H155V201H157L155 198H156V195L158 196L159 194V187L157 186V188L155 189L156 191L155 192H157V194H155V197L153 196H151L150 194L147 196V198H148V201L146 200V202H144V203H146V205L144 204H142L143 202H139L138 204H137V206H136V204L135 205H132L131 207H132V210H133V206H135L136 208H134L135 210H131V208L129 207V209L128 208H125L124 207V205L122 204V203H119V202H117V201H113L112 202V204H111V202L110 203H105V204H99L100 206H99V208L101 209H106V211H108V213H106V211H104V210H102L101 209V211L99 212V211H97L99 208L98 207H96V209H95V211H94V209H93V214L91 215V213L92 212H90V214H88V216H85L86 218L87 217H89V218H87V220L85 219V217L83 218L82 217V215L81 214H78L77 213V215H73L72 216V214H70V208L67 210L66 209V207H68L69 205H66V204H71V203H73V202H78V199L79 198H83L82 196H84V195H86V192L87 191H84V189H82V187L84 188L85 187V189L86 190H90L91 192H93V191H95V189H97L98 188V186H97V184H95V181H93L94 180V178L93 177H100V175H101V177L102 178H100V183L101 184H108V183H110V181L112 180V179H114L116 176H118L119 174H120V176L122 175L121 174V172L123 173V168H121L123 165L122 164H120V162H118V161H115L116 163H112V165L113 166H110V167H112V168H104V171L106 172V173H104L102 170H103V168L101 167V169H99L100 168V165H99V168H97L96 167V171H95V169H93V170H91V175H92V173H96L97 174V172H98V174H100V175H96L95 174V176H94V174H93V177H91V175H90V173L89 174H87V175H89V176H86V174L85 173H83V174H81L80 173V171H81V169H82V167H84V163L85 164H87L89 161L88 160H90L91 158H92V156L93 155H90V156H88V157H90L89 159H88V157L86 158V161L84 162V161H82L83 163H81V164H78V162H79V160H77V158H74V156H76L77 154L75 153L76 152V150H78V148H81L80 149V151L82 152V151H84L83 153H80L79 152V150L77 151V152H79V154H78V156L79 155H86V153H88V147L86 148V146H89V143L88 142H91L92 141V139L90 140V138H91V136H92V138H93V136L94 135H92V133L91 132H89V133H87L89 130H83V132L80 130ZM47 131H49L48 133H46ZM77 131H79V132H77ZM37 132H36V134H35V136H37V141L39 142V143H41L40 142V140L41 141H44V140H46L47 138L46 137H44L41 133V135L39 134V136H40V138L38 137V134H37ZM52 132H51V134H52ZM84 132H86V133H84ZM8 134V135H7ZM3 135V136H2ZM50 136V135H49ZM43 137V138H42ZM51 137H52V135H51ZM38 139H40V140H38ZM48 139H49V137H48ZM47 139V140H48ZM87 141H85V140ZM60 142H59V141ZM58 141V142H57ZM84 141V142H83ZM71 142V143H70ZM82 142V143H81ZM63 145H61V144ZM63 143H65V145L63 144ZM76 144V145H75ZM78 144V145H77ZM82 144H84V145H82ZM85 144H88V145H85ZM57 145V146H56ZM72 145V146H71ZM80 145V146H79ZM60 147V146H62V148H60V149H62V152L60 151V149L59 148H57V147ZM66 146V147H65ZM78 146V147H77ZM82 146H84L85 148L84 149H82ZM56 147V148H55ZM68 147L70 148V149H68ZM74 147H76V148H74ZM55 148V149H54ZM66 150V148H67V150H69L67 153H65L66 151L64 150V149ZM40 149V148H39ZM39 149H37L36 151L38 152V150ZM56 149H58V150H56ZM74 149H75V151H74ZM36 151H34L33 153L34 154H31L28 158H30L31 156H33L34 155V158L36 159V157H35V155L37 156V155H39V153H37ZM53 151L54 152H57L58 151V154L57 153H53ZM65 151V152H64ZM74 151V152H73ZM72 152V153H71ZM69 154H71V155H69ZM57 155V156H56ZM62 155V156H61ZM65 157H64V156ZM67 155H68V157H67ZM26 156V155H25ZM73 156V157H72ZM77 156V157H78ZM138 156H140V154H138L137 155V157L135 158V160H138L139 158H141V156L140 157H138ZM59 157H63V158H59ZM71 157V158H70ZM27 157H25V159H26ZM27 158V160H29ZM33 157H31L30 158V161H28V162H31V160L33 161V159H34ZM66 158V159H65ZM68 158V159H67ZM69 158L70 159H72L71 161L69 160ZM74 159H75V161H74ZM88 159V160H87ZM61 160V161H60ZM66 160H68V161H66ZM51 161V162H50ZM56 161V162H55ZM63 161V162H62ZM66 161V162H65ZM74 161V163H72ZM88 161V162H87ZM91 161V160H90ZM54 162H55V164H54ZM61 162V163H60ZM71 162V163H70ZM81 162V161H80ZM79 162V163H80ZM59 163V164H58ZM69 164V166H68V164ZM78 165H80V166H78ZM91 163V162H90ZM118 163H119V165H118ZM60 164L63 166H61L60 167ZM74 166V167H76V168H74V167H72V165ZM55 165H56V168L57 169H55L54 170V168H55ZM57 165H59V169H58V166ZM68 167H67V166ZM71 165V166H70ZM117 167H116V166ZM82 166V167H81ZM102 166V165H101ZM64 167H66V169L64 168ZM71 167V168H70ZM79 167H81V168H79ZM45 168V169H44ZM54 170L53 171V175L51 174L52 173V169ZM120 168V169H119ZM66 171H65V170ZM74 169H77V170H79L80 169V171H75V173L73 172V170ZM97 169H99V170H97ZM49 169H47V171H48ZM65 171V173H64V176H63V172ZM122 170V171H121ZM57 171V172H56ZM68 171H70V172H73L72 173V175L70 176V172H68ZM95 171V172H94ZM118 171V172H117ZM2 172V173H1ZM0 173L1 174H3V171H1ZM59 172V173H58ZM77 172H78V175L76 176V174H77ZM174 172H176L177 174H179V173H181V171H174ZM5 173V172H4ZM56 173H57V175H56ZM69 173V174H68ZM79 173H80V176H79ZM105 175H107L106 177L104 176V174ZM107 173H111L110 175H112V176H109V174H107ZM171 173H173V172H171ZM0 174V175H1ZM43 175L44 177H40V176H38V175ZM66 174V175H65ZM18 175H20V176H18ZM74 175L76 176L75 178L76 179H74ZM85 175V176H84ZM181 174H179L178 176H180ZM61 176H63V177H61ZM66 176V178L67 179H69V181L68 180H66V178H64ZM85 178H84V177ZM15 177H17V178H15ZM81 177H83L84 179H80ZM86 177H91V179H87L86 181H85V179H86ZM108 177H110V178H108ZM12 178V179H13ZM62 178H64V180L66 181V184H65V181H64V184H62L63 183V181H60V180H62ZM71 178V179H70ZM106 178V179H105ZM16 179H19V182H21V183H19L18 182V180H16ZM80 179V180H79ZM111 179V180H110ZM198 178L197 177H194L193 179H191L190 181H192V184H191V182H190V184L192 185V188L193 187H195V184L198 182V181H196ZM53 180H54V177H53ZM78 180L79 181V183H81L80 185L82 186H80V187H78V188H80V190L78 189V188H74V185H76L75 183H76V181ZM109 180V181H108ZM33 182V184H32V182ZM48 181H50L49 179H48ZM72 181L74 182L73 184H72ZM78 181H77V183H78ZM81 181V182H80ZM83 181H85V182H83ZM91 182L90 184H89V182ZM93 181V182H92ZM105 181H106V183H105ZM12 182V183H11ZM15 183V185L16 186H18V187H16L15 185H14V183ZM19 184H18V183ZM23 182H25V184L23 183ZM45 182V183H44ZM61 183V184H59V188L60 187H62V188H64L63 187V185H65V187H67V188H69L68 190H66L67 192H69L68 194L66 193V191H64V190H62V192L60 191V189H62V188H58L57 189V183ZM67 182H71V183H67ZM83 182V183H82ZM26 183H29V184H27L28 186H32L31 188L33 189V191H32V189L29 187L28 188V186L26 185ZM38 184L39 185V187H38V185H34V184ZM44 183V184H43ZM49 184V186H51V184H52V186H53V192H58V194H59V196L60 195H62V193H63V191L67 194V196H66V198H67V200H63V199H66V198H63V195H62V197H61V199H60V197L58 196V195H55V194H53L51 191H52V189L47 185V186H44V185H46V184ZM53 183H55L56 184V189H55V187H54V185L55 184H53ZM78 183V184H79ZM86 184V186H88V189L86 188V186H85V184ZM257 185L258 184H260V181H256L255 182ZM22 184V185H21ZM41 184H42V187L43 188H46V187H48L49 189H43L42 187H41ZM93 184H95V185H93ZM174 183H172V184H169V185H171V190H170V188H169V191H172L174 188L176 189V185L174 186L173 185ZM68 185H70V187H68ZM84 185V186H83ZM91 185V187L89 188V186ZM27 186V187H26ZM35 186H37V187H35ZM260 186V185H259ZM41 187V189L39 190L38 188H40ZM71 187H73L75 190H77V191H79V192H74L75 190L74 189H70ZM13 188H14V190L16 189H18V193H17V198L15 197V196H12L14 193L16 194V192H14V190H13ZM21 188H23V190L21 189ZM26 188V189H25ZM28 188V189H27ZM37 190V192H36V190ZM93 188V189H92ZM30 189V192H28V190ZM43 189V190H42ZM51 189V191H49ZM56 191H55V190ZM65 189V188H64ZM174 189V190H175ZM6 190V189H5ZM11 190V192H9ZM20 190L22 191V192H20ZM24 190H25V193H24ZM27 190V191H26ZM35 190V191H34ZM46 190V191H45ZM58 190V191H57ZM69 190H71V192L69 191ZM74 190V191H73ZM93 190V191H92ZM173 190V194L172 195H167V197L168 196H170V198L168 197V199H167V197L165 198V200L166 201H169V200H173V199H175V198H172V196H174V194H176L177 193V189L174 191ZM39 191H43V192H45V194L47 195H45L43 192H39ZM60 191V192H59ZM83 193H82V192ZM90 191H88L87 192V194L90 192ZM9 192V193H8ZM31 192L34 194V196L35 197H32L33 196V194L32 195H29V194H31ZM35 192V193H34ZM49 192V193H48ZM74 192V193H73ZM4 193H6V195H8L7 197H5L6 199H8L9 198V200H6L5 198H4V196H5V194ZM8 193V194H7ZM12 195H11V194ZM26 193H28V194H26ZM37 193H39V195L42 197H39V195L37 194ZM41 193V194H40ZM48 193V194H47ZM50 193H52L53 194V196L55 195L56 197H54V200H53V202H51L52 200L50 199V197L52 198V194H50ZM64 193V194H65ZM71 193H72V195L74 196V197H72V195H71ZM79 193H81V195H79ZM167 193L169 194V192L167 191ZM172 193V192H171ZM3 194V195H2ZM25 194V195H24ZM37 194V195H36ZM42 194L43 195H45L46 197H47V200L45 199L46 197L45 196H42ZM49 194H50V197H49ZM12 197H11V196ZM71 195V196H70ZM11 198H10V197ZM21 196V197H20ZM29 198V196H30V198L32 197L33 198V200H30V202H32V203H30V202H28V201H26V200H29L27 197ZM201 197V199H200V197ZM202 196H203V194H188V196H184V198L183 199H185L184 201H181V202H177V205H176V207H177V210L179 211V213H181V211H182V209H183V216H185L184 215V213L186 214V212H187V210H191L192 209V207H193V209H194V207L198 204V202H199V204L198 205H200V202H201V204L203 203V201L206 199L205 198V195L203 196L205 199H203L202 200ZM26 197V198H25ZM58 197H59V199L60 200H58ZM69 197V198H68ZM70 197H72V198H70ZM151 197V198H150ZM175 197V196H174ZM189 197H191L190 199H189ZM13 198H15V199H13ZM49 198V199H48ZM76 200H74V199ZM197 198H199V199H197ZM2 199H5V200H3L2 201ZM10 199H11V202H9L10 201ZM19 199V200H18ZM23 199V200H22ZM34 199H36V200H34ZM71 199H73V200H71ZM151 199V200H150ZM153 199H154V201H153ZM182 199V200H183ZM186 199H187V201H186ZM189 199V200H188ZM197 199V200H196ZM252 201H254V202H252ZM12 200H16V201H12ZM40 201V202H38V201ZM59 202H58V201ZM246 200V199H245ZM245 200H240V202L238 201V202H236V201H234V203H235V205H233L234 203L232 202H230L229 203V206L227 207L229 210H227V208H225V209H223L224 210V212H225V214H226V216L227 215H229V216H227V217H225V214H224V212H223V218H228V219H226V220H229V219H231L233 222H236L235 221V219L237 218V214H240V215H244V222H246V224H248L247 223V220L245 221V219H247V216L248 217H251V218H248V222H250L249 221V219H251V220H253V219H256V217H258V216H260L259 215V212H260V210H256L255 212L256 213H258V214H255V212L253 213L251 210H250V206H253L255 203H257L258 202V200L256 199V198H248L247 200L249 201H247L246 200V203H244L245 202ZM5 201H7V204H5L6 202ZM28 202L29 203V205H32V207H34V209H32L31 211H30V206L28 205V204H26V202ZM36 202L37 201V204L38 203H40L39 205H37L36 203H33V202ZM63 201H67L66 202V204H64L63 206H62V203L61 202H63ZM151 201H153L152 202V204H150V203H148V202H151ZM190 201H191V203H190ZM243 203H242V202ZM21 203V204H18V203ZM23 202V203H22ZM41 202H42V205H41ZM58 202V203H57ZM155 202V203H154ZM186 202V203H185ZM192 205L193 203V205L192 206H190L189 205V203ZM251 202H252V205H251ZM10 203H12L11 205L13 206V204L14 203H17L16 205L14 204V206H13V208H12V206L10 205ZM47 206V204H48V206L45 208L44 207V204ZM60 203V204H59ZM141 203V204H140ZM154 203V204H153ZM183 203V204H182ZM185 203V204H184ZM188 203V204H187ZM197 203V204H196ZM249 203H250V206H249ZM2 204V205H1ZM34 204H36V206L34 205ZM74 204V203H73ZM150 204V205H149ZM4 205V207L2 208V206ZM6 205V206H5ZM24 206V207H22V206ZM58 205H59V207H58ZM125 208V209H123V207ZM140 205V206H139ZM153 205V206H152ZM155 205V206H154ZM183 205V206H182ZM187 205H189V207L187 206ZM262 205V204H261ZM7 206H9V207H7ZM15 206H17V207H15ZM26 206H28L29 207V209H28V207H26ZM42 206V207H41ZM60 206H62V207H60ZM102 206V207H101ZM107 206V207H106ZM112 206V207H111ZM118 206H120L117 210H116V207ZM148 208H147V207ZM162 206V205H161ZM231 206V207H230ZM233 206V207H232ZM241 206V207H240ZM14 207H15V209H14ZM19 207H22V208H19ZM31 207V208H32ZM35 207H36V209L38 208V207H40L39 209H35ZM43 207H44V210H42L43 209ZM54 207V208H53ZM59 208V211H58V209H56V208ZM113 207H115V208H113ZM141 207V209H139V208ZM143 207L145 208V209H143ZM179 207V208H178ZM184 207V208H183ZM188 207V208H187ZM197 207V206H196ZM5 208V209H4ZM8 208V209H7ZM11 208V209H10ZM19 208V209H18ZM24 208H25V210H24ZM50 208V209H49ZM61 208H63V210L61 209ZM138 208V209H137ZM182 208V209H181ZM187 208V209H186ZM191 208V209H190ZM232 208V209H231ZM241 208V209H240ZM244 208V210H242ZM8 210V213L6 214V212H7V210ZM10 209V210H9ZM15 211H14V210ZM18 209V210H17ZM22 209V210H21ZM48 209V210H47ZM54 210L55 212H50V210ZM66 209V211H65V213L63 212L64 210ZM99 209V210H100ZM112 211H111V210ZM119 209H120V212H119ZM127 209V210H126ZM149 209V210H148ZM233 209L235 210V211H233ZM236 209L237 210H240V212L239 211H236ZM11 210L13 211L12 212V214H13V217H14V219H13V217L10 215V212H11ZM20 210H21V212H20ZM29 210V211H28ZM34 210V211H33ZM40 212H39V211ZM51 210V211H52ZM57 210V211H56ZM60 210H61V212H60ZM163 212H162V211ZM175 211V212H177L178 213V211ZM226 210L227 211H230V212H227L226 213ZM242 210V211H241ZM16 211H18V212H16ZM24 211V213H25V215H31V212L33 211V213H32V216H30L29 218H28V216H25L24 215V213H22ZM29 213H28V212ZM36 211H38L37 213V215H36ZM46 211H49L50 213H52L51 215L53 216H51L50 214L47 216L48 218H43V219H41L42 217L40 216L41 215V213L42 214H44ZM68 211V212H67ZM110 211V212H109ZM118 214V216H116L117 214L115 213V212ZM124 211V212H123ZM129 211V212H128ZM130 211H132V212H130ZM136 211H139L138 213L136 212ZM142 213H147V217L146 218H148L149 217V215L151 216V217H149V219H147V220H154L155 218L154 217H156V218H158L159 217V220H158V222L159 221H162L163 220V217L164 218H166V223H168L169 221V223L168 224H166V223H164L165 221L163 220L162 222H160V223H162V224H160V223H158V225L156 224V223H154L153 221L152 222H150V224L152 223V225L153 226H151L150 224H148V226L146 227L148 230H146V232L145 233H147L148 234V232L150 233V232H152V231H154V232H152V235L150 234V236H152L154 239H152L150 236H149V234L147 235V237L144 239V238H141V236H143V237H145L146 236V234L145 233H143V234H137V233H139V232H137L138 231V229L136 228V231L135 232H133L131 235H129L131 232H130V230H129V232H128V234H127V232L126 233H124V231H128V228H127V226L129 225V226H131V224L133 225L135 222V225L137 226L140 222H139V220H140V218H141V212ZM231 211H233V213L231 212ZM5 212V213H4ZM64 214H63V213ZM105 212V214H103ZM134 212L136 213V214H134ZM153 212V213H152ZM238 212V213H237ZM14 213H15V215H17V213L19 214V213H21V215H23V217L22 216H20V214L18 215L19 216V218L20 219H18V216H15L14 215ZM55 213V214H54ZM71 215V217H70V215ZM80 213V212H79ZM94 213H96V215H94ZM98 213H100V214H98ZM114 213H115V215H114ZM150 213H152V214H150ZM160 213H162V214H160ZM166 213V214H165ZM228 213H232V214H228ZM251 213H253L251 216H249V214H251ZM40 214V215H39ZM59 214V215H58ZM67 216H66V215ZM104 215V217H105V219H104V217H103V215ZM108 214V215H107ZM111 214V215H110ZM123 214V215H122ZM127 214V215H126ZM128 214H130V217H129V215ZM154 214V215H153ZM169 214H171V215H169ZM175 213H173V215H174ZM260 214H261V212H260ZM39 215V216H38ZM57 215V216H56ZM69 215V216H68ZM121 215V216H120ZM135 217V218H137L136 220H135V218L133 217V216ZM138 215L140 216V217H138ZM153 215V216H152ZM156 215V216H155ZM164 215H166V216H169V221L167 220V218L168 217H165ZM232 215V216H231ZM24 216H25V218H24ZM37 216H38V219L39 220H35L36 218H37ZM54 216H56V218L54 217ZM60 216L61 217H65L66 219H67V217H68V219L66 220V219H62V218H60ZM78 216H80V217H78ZM100 216H102L101 217V220L102 221H99L100 220ZM106 216H108L107 218H106ZM125 216H127V217H125ZM161 216H163V217H161ZM254 216V217H253ZM7 217V218H6ZM17 217V218H16ZM23 219H29V220H23ZM27 217V218H26ZM36 217V218H35ZM50 217H52L51 219H50ZM59 219H58V218ZM76 217H78L79 218V222L78 223H75L74 224V222H77V219H76ZM95 219H94V218ZM122 217H124V218H122ZM253 217V218H252ZM5 218L7 219V220H5ZM33 218H35V219H33ZM53 218H54V220H56V221H58V222H56V221H54V222H56V223H54L53 221L52 222H49V221H51V220H53ZM75 218V219H74ZM80 218H82L81 220H80ZM109 218V219H108ZM119 218V219H118ZM130 218V219H129ZM133 220H132V219ZM172 218V219H171ZM182 218V219H181ZM184 218V219H183ZM11 219L12 220H14L15 221V223H17V220H23V221H21V223L19 222V224L17 223V225H19V226H21V227H19V226H17V227H15V230H16V234H14L15 232H14V228L13 229H10L9 230V227L10 228H12V227H14V226H16V224L15 223H13L12 222V224H8V222H9V220L11 221ZM46 219H49V221L47 222L46 221ZM61 219L63 220V221H61ZM70 219V220H69ZM74 219V222L72 221ZM83 219H84V222H82L83 221ZM107 219H108V221H107ZM41 220H44V221H41ZM65 220H66V222H65ZM76 220V221H75ZM93 221L94 220V222H95V224L100 228V230H101V228H103V225H104V227L105 228H107V227H109V228H107L108 230L106 231V229H104L103 228V230H104V232H103V230H99V228L95 225V227L93 228V226H94V224H92L93 226H91L90 224L91 223H93V222H91V223H87L86 224V222H90V221ZM97 220H98V222H97ZM116 222H115V221ZM118 220V221H117ZM121 220V221H120ZM127 220V221H126ZM128 220H132L131 222L129 221V223H128ZM171 220H173V222L174 223H171L172 221ZM180 220V221H179ZM187 220H189V221H187ZM237 220V219H236ZM3 221V222H2ZM8 224H6L5 222ZM25 221V222H24ZM29 221V223H27ZM35 221V222H34ZM67 221H69L70 222V225H71V227L69 228L68 226H70L69 225V223L67 222ZM107 221V222H106ZM111 221V222H110ZM141 221H143L142 220V218H141ZM168 221V222H167ZM202 220H200V221H195L196 223L195 224H199L200 222H201ZM22 222H23V224H22ZM32 222V223H31ZM38 222V223H37ZM41 223V225H43V227L45 228L46 226H47V228L46 229H44L41 225H40V223ZM45 222H47L46 224V226H44L45 224L44 223ZM60 222H65V224L64 223H60ZM82 222V223H81ZM121 222V224H119ZM9 223H11V222H9ZM35 224V226H34V224ZM81 223V226L79 227V229L78 228H76L75 229V226L77 227V226H79V224ZM101 223H102V225H101ZM109 223V224H108ZM113 223V224H112ZM126 223H128L127 225H126ZM182 223L180 222V224L182 225ZM202 223H203V221L201 222V228H203L204 229V227H206L205 226V224H206V222H204L203 223V225H202ZM241 223H243V221L241 222ZM15 224V225H14ZM21 224V225H20ZM30 225V227H27V226H29ZM40 225V227H39V225ZM49 224H54V225H49ZM56 224H58V226L60 227V225L61 226H63V227H61L62 228V230H61V228H60V230L58 231V227L56 228ZM67 224H68V226H67ZM74 224V225H73ZM108 224V225H107ZM111 224V225H110ZM119 225L120 226V228L117 226V225ZM124 224H125V226H124ZM4 225V226H3ZM5 225L6 226H8V227H5ZM13 225V226H12ZM25 225H26V227H25ZM38 225V226H37ZM48 225H49V227H48ZM115 226V231H114V228H112V227H114ZM134 225V226H135ZM161 225V227L162 228H159V227H156V226H160ZM163 225H165V226H163ZM168 225V226H167ZM187 225V226H186ZM234 225H236V223L234 224ZM237 225H238V223H237ZM12 226V227H11ZM22 226H24V227H22ZM54 226V227H53ZM66 226H67V228L70 230V232H69V230L68 229H66ZM112 226V227H111ZM156 228H155V227ZM170 226V227H169ZM197 226V225H196ZM5 227V228H4ZM34 227V228H33ZM38 227V228H37ZM51 227H53V230H57L58 231V233L59 234H61V232H63L62 234H65V232L68 230V232H66V236H62V234H61V236L64 238V240H67V239H70L69 241H72V242H70V244H71V250H70V245L69 244H67V242L66 241H64V243H65V245L63 246V245H61L63 248L64 247H66L67 246V249H68V251L67 252H64V250L66 251L67 249L65 248V249H63L61 246H60V244H62V237L61 238H59L60 236H59V234L57 235V234H55V232H51V234H49V235H51V236H46L47 234H44V233H46V230L47 229H49V228H51ZM97 227V228H96ZM124 227V228H123ZM126 227V228H125ZM148 227H150V228H148ZM154 227V228H153ZM165 227V228H164ZM167 227L168 228H170V229H167ZM8 228V229H7ZM18 228L19 229H21V231H19L18 230ZM22 228H25L24 230L22 229ZM93 228V229H92ZM124 230H122V229ZM152 228L154 229V230H152ZM158 228V229H157ZM191 228V227H190ZM193 229H194V231H199L195 226L194 227H192ZM201 228H199L200 230H201ZM4 229V231H6V232H4V231H2ZM26 229H28V230H26ZM40 229V230H39ZM44 229V230H43ZM78 229V230H77ZM97 230V231H95V232H92V230L94 231V230ZM112 230V232H109V230ZM150 229L152 230V231H150ZM161 229L163 230V233H160V231H161ZM165 229H167V230H165ZM197 229V230H196ZM223 228H220V231H222V234L220 233V231H219V229L217 228V230L216 229H214L213 231H214V233H208V232H206V233H204L203 235H200L199 234V236L197 237V239L195 238L197 235H198V233H197V235H196V233L195 232H193V231H189V233L188 232H185L184 233V235L185 236H179L180 234H178V233H181V232H177L176 233V237L175 238H177V236H178V238L177 239H179V241H177L176 243H174L175 241H173V243L172 242H169L167 245V247H165V249L167 248H169V245H171L170 246V248L172 249V250H170V249H168V252H167V249H166V252L164 253H162V257L163 256H168V255H172L173 253H170V251L171 252H173V250H175V249H178V246H177V248H176V245H178V244H180L179 245V248H180V250H182V249H184V248H190L191 246L189 245V246H186V245H188V244H191V245H194V243L193 242H195V247H196V249H200V247L201 248H205V247H210L212 244L214 245V243L217 241H219V240H224V238L226 239V238H230V237H227V236H229L228 234L229 233H227L224 229L222 230ZM30 230H32L31 231V233H33V231L36 233V231L38 232V233H33V234H31V233H29V234H27V233H24V231H26V232H30ZM66 230V231H65ZM82 230V231H81ZM110 230V231H111ZM157 232H156V231ZM159 230V231H158ZM8 231H10V232H8ZM18 231V232H17ZM72 231V232H71ZM82 232L83 234H81L80 232ZM84 231V232H83ZM101 232L100 234L98 233L97 234V232ZM122 231H123V233H122ZM12 232H13V234H12ZM22 232L24 233L23 234V236H24V238L22 237V235L19 237V235L20 234H22ZM75 232H78V235H75V234H73L75 237L73 238V235H71L70 233H75ZM86 232V233H85ZM109 232V233H112V234H109V235H107V233ZM117 232L119 233L118 235H117ZM171 232V234H169ZM209 232H212V230L210 231L209 230ZM220 233V234H216V236H215V233ZM225 232V233H224ZM4 233H5V235L7 234V236H5L4 235ZM17 233H19L18 235H17ZM41 233V234H40ZM87 233H90V234H88L87 235ZM94 233H96V234H94ZM106 233V234H105ZM116 234V235H114V234ZM122 233V234H121ZM156 233V235H155V237H154V234ZM160 233V235H158V234ZM173 233V234H172ZM188 233V234H187ZM195 233V234H194ZM223 233H224V235L227 233V236L225 237H223ZM26 234V235H25ZM31 234V235H30ZM38 234V235H37ZM53 234V235H52ZM86 234V235H85ZM93 236H100L101 238H102V240H104V238H103V236H106V238H107V236L109 237L107 240H106V238H105V242H106V244L104 243L103 244V242L104 241H102L101 239H99V238H95V237H93ZM103 234V236H101ZM134 234H136V236L134 235ZM145 234V235H144ZM161 234L163 235L162 236V238H161ZM168 234L169 235H172V236H170V238H169V236H168ZM178 234V235H177ZM181 234H183V233H181ZM191 234H194V235H191ZM10 236V238L8 239V237ZM11 235H13V236H11ZM14 235H16V236H14ZM30 235V236H29ZM55 235V236H54ZM82 235V236H81ZM84 235V236H83ZM113 237H112V236ZM121 235H124L123 236V238H122V236ZM135 236V237H133V236ZM191 235V236H190ZM209 235H211L210 237H208ZM18 236V237H17ZM27 236H29L30 237V239L28 240L26 237ZM43 236V237H42ZM78 236V237H77ZM92 236V237H91ZM128 236H132V243H131V237H130V240H129V237ZM140 237V238H138V237ZM156 236H158L157 238H159V236H160V238L157 240V238H156ZM195 236V237H194ZM200 236H201V238H200ZM215 236V237H214ZM218 236H221V238L219 237V239L217 238ZM18 239H16V238ZM33 237H35V239L33 238ZM49 237H53L54 239L53 240H51ZM68 237H72V238H68ZM82 237H85V238H82ZM89 237L92 239H94V240H96V241H94L93 239H92V241H94V242H92L91 241V239H89ZM117 237V238H116ZM119 237H121V238H119ZM150 239H149V238ZM173 237V238H174ZM182 237L184 238V239H182ZM203 237V238H202ZM210 238L209 240H208V238ZM211 237H213V238H211ZM223 237V238H222ZM2 238H4V239H2ZM7 238V239H6ZM15 240H14V239ZM21 238V239H20ZM39 238V239H38ZM44 239L43 240V242H42V240L41 239ZM76 238V239H75ZM80 238V239H79ZM116 238V239H115ZM118 238L121 240V239H127V241L125 242V240H121L120 242H119V240H118ZM135 238H136V240H135ZM138 238V239H137ZM148 238V239H147ZM174 238V239H175ZM187 238H188V241H187ZM195 238V239H194ZM205 238V239H204ZM214 238H215V240H214ZM6 239V240H5ZM20 239V240H19ZM26 239V240H25ZM32 239H33V241H32ZM55 239H57V240H59V241H61V243L59 244V241H57V240H55ZM61 239V240H60ZM75 239V240H74ZM77 239L79 240V242L80 243H82V244H78L77 243ZM83 239V240H82ZM92 242V243H94L95 245H96V247H95V245L94 244H92V243H90V241ZM100 241H99V240ZM116 240V242L118 243V245L117 244H115V240ZM144 239V241H142ZM151 239H152V242H151ZM168 239V240H167ZM180 239L182 240V242L180 241ZM200 239V241L199 242H197V240H199ZM203 239V240H202ZM213 239V240H212ZM232 239V238H231ZM2 240H5V242L4 241H2ZM9 240H11V244L9 243L8 244V242H10ZM13 240L16 242V241H19L18 242V245H19V247L16 245L17 243H15V242H13ZM24 240V241H23ZM49 240V241H48ZM51 240V241H50ZM56 242H55V241ZM74 240V241H73ZM111 240V241H110ZM112 240H113V242H112ZM135 240V241H134ZM150 240V241H149ZM176 240V239H175ZM186 240V241H185ZM205 240V241H204ZM222 240V241H223ZM239 239H235L233 242H235L236 241V243H238L239 241H238ZM30 242V244L29 243H27V242ZM32 241V242H31ZM40 241H41V243H43L42 245H44V247H40V246H42V245H40L41 243H40ZM44 241H46V243L44 242ZM76 241V242H75ZM110 241V242H109ZM149 242L148 244H146L145 245V243L144 242ZM183 241H185V243L183 242ZM190 241L192 242V243H190ZM212 241V242H211ZM24 242H25V244L26 245H28L29 244V246L28 247H25L26 245L24 244ZM98 242V246H97V243ZM101 244H100V243ZM109 242V243H108ZM123 242H125V243H127V242H129V244L127 243V247H126V244L125 243H123ZM146 242V243H147ZM180 242V243H179ZM188 242V244H186ZM202 242V243H201ZM211 243V245L210 244H205L206 246H203V243ZM12 243H14V246H12ZM37 243V244H36ZM45 243V244H44ZM57 243H58V245H57ZM75 243H77V244H75ZM178 243V244H177ZM182 243H184V244H182ZM200 243V244H199ZM34 244H36L35 246H33ZM40 245V246H38L37 247V245ZM51 244V245H53L54 246V244H56V246H51V247H53L52 249H50V247H48L49 245ZM121 244V245H120ZM173 244V245H172ZM176 244V245H175ZM182 244V245H181ZM68 245H69V247H68ZM83 245V246H82ZM115 245V246H114ZM186 247H185V246ZM199 245H200V247H199ZM203 247H202V246ZM8 246H10V248L8 247ZM12 246V247H11ZM30 246H33V248H31L32 250H30ZM46 246V247H45ZM77 246H79L80 248H82L81 250L77 247ZM82 246V247H81ZM94 246V247H93ZM102 246H104V247H102ZM125 246V247H124ZM180 246H184V248L182 247H180ZM16 247V248H15ZM20 247H21V249H20ZM35 247H37V248H39L40 247V249H35ZM47 247H48V251H50L52 254H50V252H48V251H46L47 250ZM75 247H76V249H75ZM85 247V248H84ZM98 247V248H97ZM102 247V248H101ZM110 247V248H109ZM175 249H174V248ZM193 247V246H192ZM191 247V250H193L194 248H192ZM14 248V249H13ZM17 248H19L20 249V251H19V249H17ZM24 248H27V249H25V250H28V251H25L24 250ZM56 248H58L57 250H56ZM60 248L61 249H63V250H60ZM73 248V249H72ZM78 248V249H77ZM96 249L97 251H95L94 249ZM100 248V249H99ZM107 249H112L111 248V246H108V247H106ZM113 248V249H114ZM34 249V250H33ZM41 249H44V250H42V252H41ZM77 251H75V250ZM93 249V250H92ZM13 250V251H12ZM22 250L23 251H25V253L26 254H28L29 253V255H26L25 253H23L22 252ZM38 250V251H37ZM56 250V251H55ZM58 250H59V252H58ZM73 250V251H72ZM92 250V252H90ZM105 250L106 249H102V250H100L102 253L103 252H105ZM125 250H124V252H125ZM195 250V249H194ZM17 251V252H16ZM20 253H19V252ZM45 251H46V254L48 255H50L52 258L51 259H49L50 258V256L48 255V256H46V254H44L45 253ZM53 251V252H52ZM55 251V252H54ZM62 251L64 252V257L62 258V256H63V254H61L62 253ZM72 252V253H68V252ZM176 251V250H175ZM174 251V252H175ZM177 251H179V249L177 250ZM176 251V252H177ZM9 252H10V258H9ZM22 252V253H21ZM48 252V253H47ZM61 255V257L58 255V253ZM77 253V259H76V257H72L73 255H75L76 253ZM83 252H84V254H83ZM89 254H88V253ZM101 252H99V254L101 253ZM123 252V253H124ZM139 252V251H138ZM16 253V254H15ZM33 253V254H32ZM44 254V255H41V254ZM54 253V254H53ZM57 253V255H58V257H57V255H55ZM67 253V254H66ZM80 253V254H79ZM88 255H87V254ZM136 253V252H135ZM167 253V254H166ZM15 254V255H14ZM17 254H19V255H21L20 256V258L22 259V255L24 256V254L26 255V257L24 256L23 258H24V261H22L20 258H19V255H18V257H15V256H17ZM66 254V255H65ZM85 254H86V256H85ZM93 254V255H92ZM140 254V255H139ZM139 254H136V256L139 258L140 256H141V252H139ZM165 254V255H164ZM31 255V256H30ZM72 255V256H71ZM84 255V256H83ZM139 255V256H138ZM152 255L153 254H151V258H152ZM13 256V257H12ZM41 256V257H40ZM45 256V257H44ZM66 256H67V258H66ZM92 256H94L93 258H92ZM133 256V257H132ZM132 258H137L136 256H135V254L133 255L132 254ZM154 256V255H153ZM8 257V258H7ZM30 257V258H29ZM38 259H37V258ZM48 259H47V258ZM60 257V258H59ZM70 257V258H69ZM80 257V258H79ZM83 257V258H82ZM86 257V258H85ZM91 257V258H90ZM158 258V259H161V257H157L156 256V254H155V256L152 258L153 260L152 261H154V258ZM169 257V256H168ZM167 257V258H168ZM14 258L17 260L18 258V262L17 261H14ZM35 258V259H34ZM55 260H54V259ZM82 258V259H81ZM88 258V261L91 259V261H87L86 259ZM129 259V257L127 256V257H123V259H121V260H126V259ZM155 258V259H156ZM164 258H166V257H164ZM163 258V259H164ZM170 258V257H169ZM13 259V260H12ZM26 259V260H25ZM28 259V260H27ZM71 259V260H70ZM73 259V260H72ZM85 259V260H84ZM128 259L126 260V262L128 261ZM12 260V261H11ZM40 260V261H39ZM44 260H48L47 262H45ZM69 260V261H68ZM75 260V261H74ZM120 260V263H117V264H124V262H125V260H124V262L122 263V261ZM141 260V259H140ZM165 260V259H164ZM168 260V259H167ZM32 261H30V262H32ZM67 261H68V263H67ZM81 261V262H80ZM84 261H87L88 263H84ZM2 262V263H1ZM32 262V263H33ZM34 262V263H35ZM90 262H92V263H90ZM128 262H130V259H129V261ZM28 263H29V261H28ZM35 263V264H36ZM37 263V264H38ZM169 264H170V262H168ZM9 264H11V263H9ZM29 264H31V263H29ZM40 264V263H39Z\"/></svg>","mask_w":264,"mask_h":264}]
</instances>
